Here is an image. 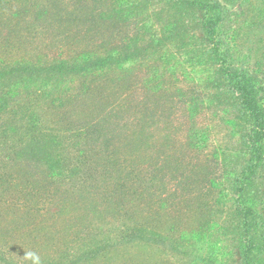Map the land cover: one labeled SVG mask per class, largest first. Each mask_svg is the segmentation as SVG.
I'll return each instance as SVG.
<instances>
[{"label":"rangeland","instance_id":"1","mask_svg":"<svg viewBox=\"0 0 264 264\" xmlns=\"http://www.w3.org/2000/svg\"><path fill=\"white\" fill-rule=\"evenodd\" d=\"M216 1L223 43L234 68L252 76L264 112V0ZM94 6L3 0L0 59L103 53L128 36L142 47L173 15L152 2L114 28ZM179 33L88 81L87 94L76 89L79 78L66 80L84 100L36 107L40 127L22 126L19 114L34 94L19 92L0 110V264H32L27 252L41 264H242L252 240L264 246V148L239 197L227 172L238 176L249 160L239 141L247 124L217 105L212 68L196 49L201 33L191 24ZM245 206L262 223L255 231ZM146 227L154 240L137 241ZM253 264H264V247Z\"/></svg>","mask_w":264,"mask_h":264},{"label":"trees","instance_id":"2","mask_svg":"<svg viewBox=\"0 0 264 264\" xmlns=\"http://www.w3.org/2000/svg\"><path fill=\"white\" fill-rule=\"evenodd\" d=\"M2 1L0 0V4ZM93 1L96 3L94 6L96 11L91 10V13L99 16L98 18L111 21L113 26L115 25L114 28L119 27L123 20L128 21L125 15H131L130 17L134 18L141 13H147L152 2H155L156 6L164 3L163 8L165 9L167 6V10H172L173 15L171 17L162 16V23L156 26L161 35H151L154 36V40H149L142 47L138 44L139 39L128 36L120 48L115 45L103 53H97L93 49L87 48L75 53V55L55 57L38 63L32 62V59L24 58L15 59L13 62L0 59V110L6 109L7 104H11L19 92L28 97L34 94L33 100L35 102L33 104L27 100H21L25 104L22 106L23 112H19V114L21 115V122H23L22 126L31 125L32 128H36L38 125L40 127L44 123L40 120L41 117L36 107L46 104V101L50 102V105L60 108L64 104L62 102L64 99H68V103L71 104L84 100L81 97L78 99V95L71 96L75 91L71 92V86L66 84V80L73 81L75 77L79 78L80 82L76 89L84 91L82 94H87L90 87V84H87L88 81H96L102 72L121 68L124 63L130 62L131 59L141 54L147 56L153 54L156 52L157 46L163 42L162 40L170 39L178 32L183 33L184 26L186 28L187 24H191V27L194 26L202 35L196 49L202 50L200 54L201 57H204L202 60L212 68L210 82L218 90L216 93V97L219 99L217 100L219 102H216L217 105L228 106L229 109L233 110L234 116L235 112L236 115L242 113L247 124V129L244 130L239 141L241 147L242 145L246 147L249 160L238 176L237 170L234 168L227 172L230 185L236 186L234 190L237 191L239 197H245L247 185L250 183L249 176L254 172L264 148V112L256 99L252 76L246 74L243 69L234 68L232 54L223 43L222 35L225 34V28H219L221 21L218 15V2L216 0ZM230 1H224V4H229ZM245 3L248 5V2L244 1L243 4ZM244 6L241 7L244 8ZM251 10L253 13V9ZM160 13L161 11L158 12V14ZM145 22L146 20L138 27L145 26ZM100 45L101 43L98 44V46ZM197 58L200 59L198 54ZM259 63L260 59L255 61V64ZM229 122L232 124V128H235V120ZM233 132L234 129L231 133ZM192 136L197 135L192 133ZM191 143L193 142L191 141ZM233 180L235 181L233 182ZM244 210H246L245 218L248 219L245 224L248 225L249 230L255 231L262 223L254 220V212L251 208L245 206ZM248 213H250V217L247 216ZM138 231L137 241L152 242L151 235L153 232H150L149 227ZM254 241L252 240L250 247L246 250L247 252L242 254V264H253L255 254L262 251L264 246L261 247L260 243Z\"/></svg>","mask_w":264,"mask_h":264},{"label":"clouds","instance_id":"3","mask_svg":"<svg viewBox=\"0 0 264 264\" xmlns=\"http://www.w3.org/2000/svg\"><path fill=\"white\" fill-rule=\"evenodd\" d=\"M25 258L30 259L32 261V264H41L40 257L33 252L25 253Z\"/></svg>","mask_w":264,"mask_h":264}]
</instances>
